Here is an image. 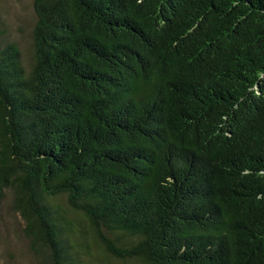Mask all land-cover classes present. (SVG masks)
I'll return each mask as SVG.
<instances>
[{"label":"trees","instance_id":"trees-1","mask_svg":"<svg viewBox=\"0 0 264 264\" xmlns=\"http://www.w3.org/2000/svg\"><path fill=\"white\" fill-rule=\"evenodd\" d=\"M0 39V195L43 264H264V0H33Z\"/></svg>","mask_w":264,"mask_h":264},{"label":"rangeland","instance_id":"rangeland-1","mask_svg":"<svg viewBox=\"0 0 264 264\" xmlns=\"http://www.w3.org/2000/svg\"><path fill=\"white\" fill-rule=\"evenodd\" d=\"M35 24L33 0H0V39L20 49L23 63L32 58V33ZM24 221L13 209V195H0V264H43L44 255L24 234Z\"/></svg>","mask_w":264,"mask_h":264}]
</instances>
